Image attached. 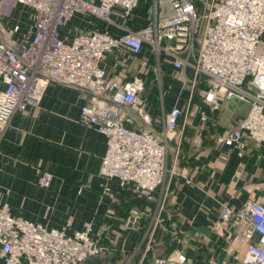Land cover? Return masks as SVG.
I'll return each mask as SVG.
<instances>
[{
	"label": "built area",
	"instance_id": "1",
	"mask_svg": "<svg viewBox=\"0 0 264 264\" xmlns=\"http://www.w3.org/2000/svg\"><path fill=\"white\" fill-rule=\"evenodd\" d=\"M13 1L30 10L31 25L22 29L0 17V138L18 109L39 106L49 83L88 93L77 120L106 137L100 175L141 193L143 209L151 210L150 203H155L142 239L145 251L137 264H187L180 250L145 263L155 229L164 226L162 214L174 180L182 175L175 162L167 161L168 141H181L177 134L181 109L173 106L166 113L162 135L149 126L131 128L128 113L142 112L139 94L144 80L141 74L115 80L100 62L122 47L133 57L147 50L177 70L191 69V88L205 81L201 95L211 111L226 100L245 103L247 112L237 125L214 136L215 143L241 154L249 141L257 146L264 143V0H153L145 25L136 30L119 24L123 29L119 35L106 28L93 29L77 31L70 40L61 31L73 16H94L113 24L117 9L127 22L140 0ZM146 65L142 61L141 73ZM200 119L206 121L205 113ZM143 120L149 122L146 114ZM182 122L186 123L185 117ZM36 174L40 186L50 184V173L37 168ZM185 179L193 181L190 176ZM209 226L215 240H221L217 264H264V198L249 199L237 209L222 204ZM90 232L88 222L68 233L65 226L47 227L13 216L6 204L0 206L4 264H82L106 250ZM172 235L181 241L176 231Z\"/></svg>",
	"mask_w": 264,
	"mask_h": 264
},
{
	"label": "crops",
	"instance_id": "2",
	"mask_svg": "<svg viewBox=\"0 0 264 264\" xmlns=\"http://www.w3.org/2000/svg\"><path fill=\"white\" fill-rule=\"evenodd\" d=\"M152 1L140 0L127 22L117 9L113 24L77 14L61 33L70 40L77 31L93 29L106 28L119 35L123 31L119 24L136 30L145 25ZM0 17L7 24H19L22 29L31 25L30 10L13 0H0ZM142 61L147 65L141 73ZM100 63L115 80L126 81L136 74H141L144 80L139 94L142 112L128 113L132 118L131 128L149 126L155 134L162 135L166 113L173 106L182 112L177 127L181 141L169 140L167 155L168 164L175 162L182 175L174 180L166 208L173 210L174 215L169 223L163 222V228L171 234L176 231L182 239L175 240L173 235L168 241L153 237L145 263L167 254L172 245L168 254L178 248L191 250L195 256L212 252L221 240L211 239L212 231L204 235L198 228L210 227L224 203L237 209L249 199L264 198V143L257 146L249 141L247 149L240 154L235 148L214 141L216 134L237 125L247 112V105L231 99L211 111L201 95L205 81L191 88V69L177 70L162 57L149 55L147 50L133 57L122 47L108 53ZM88 96L86 92L51 82L39 106H26L14 113L0 138V206L6 204L13 216L47 227L65 226L68 233L90 223L91 236L106 250L98 262L82 264H137L145 251L146 243L142 239L155 203L149 205L151 210L132 206L131 191L124 192L116 179L100 175L106 137L77 120ZM202 113L207 117L205 122L200 119ZM143 114L149 122H144ZM37 168L51 174L48 186L38 183ZM185 176H190L192 183L186 182ZM136 208H142L144 214L137 227L128 226L130 212ZM200 247H205L206 252L199 251ZM0 264H4L1 258Z\"/></svg>",
	"mask_w": 264,
	"mask_h": 264
},
{
	"label": "trees",
	"instance_id": "3",
	"mask_svg": "<svg viewBox=\"0 0 264 264\" xmlns=\"http://www.w3.org/2000/svg\"><path fill=\"white\" fill-rule=\"evenodd\" d=\"M138 8H136L134 11H133V13H135L136 12V10H137ZM124 190V192H127V193H131L132 194V206H133V204L136 206V207H140V206H145L146 205V202H145V199H144V196L141 194V193H139V192H135L131 187H127L126 189L124 188L123 189ZM131 191V192H130ZM152 204H153V202H151ZM150 203V204H151ZM169 205V204H168ZM168 205H166V208H167V206ZM131 210V209H130ZM129 210V211H130ZM172 215H174L173 214V210H172V212L171 211H166V209H165V211L163 212V214H162V217H163V222H167V223H169V220L172 218ZM165 227V226H164ZM162 237V238H164L165 240H167L168 241V239L169 238H173L172 237V234L170 233V231L168 230V229H166V228H163V227H157L156 229H155V231H154V234H153V237H154V239L156 238V237ZM211 237V239H213V240H215V237H214V234L213 235H211L210 236ZM174 241V240H173ZM172 247H174V245H172L170 248H168L167 249V251H166V253L168 254V252L169 251H171V249H172ZM201 248V247H200ZM199 251H204V252H206V248L205 247H203V248H201ZM187 252H189V255H194V252L193 251H191V250H188ZM167 254H164V255H167ZM197 257H199V256H195L194 255V258H197Z\"/></svg>",
	"mask_w": 264,
	"mask_h": 264
},
{
	"label": "rangeland",
	"instance_id": "4",
	"mask_svg": "<svg viewBox=\"0 0 264 264\" xmlns=\"http://www.w3.org/2000/svg\"><path fill=\"white\" fill-rule=\"evenodd\" d=\"M218 249H219L218 245H215V249H213L212 252L210 250H208V253H206V254L204 253V255H200L197 258L191 257V255H189V252H187L185 249L181 250L180 248H178L177 250H180L181 252H183L186 255V257L188 259L187 264H217L218 263L217 259H220L222 257L221 254H215L214 250H218ZM103 256H101V254H100L98 256H94L92 259L93 260L100 259ZM110 256H111V254H110ZM236 264H238V263H236Z\"/></svg>",
	"mask_w": 264,
	"mask_h": 264
},
{
	"label": "water",
	"instance_id": "5",
	"mask_svg": "<svg viewBox=\"0 0 264 264\" xmlns=\"http://www.w3.org/2000/svg\"><path fill=\"white\" fill-rule=\"evenodd\" d=\"M139 210H142V208H138L135 209V210H132L130 212V220H129V223H128V226H133V227H137L138 226V221L140 219V212ZM198 230L203 233L204 235H208L212 230L210 227L208 226H202V227H199ZM98 260H93L92 258L91 259H86L85 260V263H94V262H98Z\"/></svg>",
	"mask_w": 264,
	"mask_h": 264
}]
</instances>
